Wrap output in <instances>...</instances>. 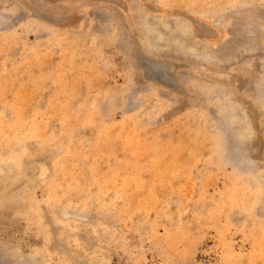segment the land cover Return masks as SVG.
<instances>
[{"label": "rangeland", "instance_id": "obj_1", "mask_svg": "<svg viewBox=\"0 0 264 264\" xmlns=\"http://www.w3.org/2000/svg\"><path fill=\"white\" fill-rule=\"evenodd\" d=\"M0 264H264V0H0Z\"/></svg>", "mask_w": 264, "mask_h": 264}, {"label": "bare ground", "instance_id": "obj_2", "mask_svg": "<svg viewBox=\"0 0 264 264\" xmlns=\"http://www.w3.org/2000/svg\"><path fill=\"white\" fill-rule=\"evenodd\" d=\"M144 62V61H143ZM145 63V62H144ZM158 68V67H157ZM152 71V70H151ZM154 71V70H153ZM152 71V72H153ZM164 73H166V72H164ZM155 75L156 76H159V77H162L163 76V71L161 70V69H158L157 71H156V73H155ZM164 77V76H163ZM36 123V122H35ZM36 126V125H35ZM40 128V127H39ZM114 129V128H113ZM4 131H6V130H4ZM123 132V131H122ZM131 134V133H130ZM3 138V137H2ZM135 140V139H134ZM134 142V141H133ZM206 143V142H205ZM158 158V157H157ZM13 159V158H12ZM178 161V160H177ZM132 182V181H131ZM193 186V185H192ZM189 187V186H188ZM190 192V191H189ZM188 194H190V193H188ZM155 204V203H154ZM166 214V213H165Z\"/></svg>", "mask_w": 264, "mask_h": 264}, {"label": "water", "instance_id": "obj_3", "mask_svg": "<svg viewBox=\"0 0 264 264\" xmlns=\"http://www.w3.org/2000/svg\"><path fill=\"white\" fill-rule=\"evenodd\" d=\"M154 74L156 73V71L155 72H153Z\"/></svg>", "mask_w": 264, "mask_h": 264}]
</instances>
